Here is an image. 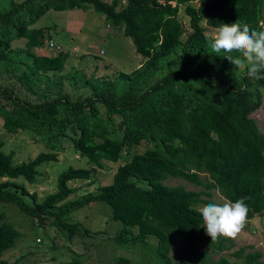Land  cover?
<instances>
[{"label": "trees", "instance_id": "obj_1", "mask_svg": "<svg viewBox=\"0 0 264 264\" xmlns=\"http://www.w3.org/2000/svg\"><path fill=\"white\" fill-rule=\"evenodd\" d=\"M87 6L129 36L143 59L112 78L83 77L88 90L72 95L65 85L73 72L62 73L68 52L37 53L34 46L44 41L48 26L30 25L49 8ZM203 19L213 28L239 20L264 31V0H10L0 10V73L8 78L0 82L2 126L29 131L50 148L14 162L0 140V199L15 202L40 223L51 218L68 238L89 229L66 214L91 201L106 202L111 218L122 222L118 241L153 235L159 264H205L209 247L230 248L233 239L212 242L206 235L199 209L217 203L209 190L216 187L231 202L247 197V217L264 212V131L253 115L262 102L264 78L237 71L225 57L237 53L212 52ZM15 37H25V44L13 46ZM63 139L90 166L67 165L56 188L37 200L36 191L17 178L33 182L39 164L58 159L55 143ZM142 140L152 145L120 162L110 182L68 198L75 190L69 180L91 177L102 159L117 161ZM168 175L205 189L166 184ZM18 233L0 211V264H15L2 253ZM177 241L190 247V257L172 260L169 250ZM246 247L233 250L239 260L220 255L211 264H264L260 250ZM114 264L131 259L119 255Z\"/></svg>", "mask_w": 264, "mask_h": 264}, {"label": "rangeland", "instance_id": "obj_2", "mask_svg": "<svg viewBox=\"0 0 264 264\" xmlns=\"http://www.w3.org/2000/svg\"><path fill=\"white\" fill-rule=\"evenodd\" d=\"M9 1L0 0V10L6 8ZM121 2L125 3V0H121ZM179 15L187 27V16L182 11L179 12ZM104 20L106 19L101 17V13L91 6L49 8L30 25L48 26L43 36L44 41L41 45L34 46L37 53L54 54L57 52L58 49L55 46L50 47L45 42L49 38L60 45V49L68 51L62 73L73 72L65 85L72 95L88 90L82 84L83 77L91 76L90 79L94 77L112 78L119 70L127 72L132 70L140 63V59H143L142 55L135 50L131 38L125 35L121 29L112 27L108 22L105 27ZM202 24L206 26L207 33L214 35L215 28L207 25L204 19ZM11 44L23 46L25 37H15ZM7 80L6 75L1 72L0 82L6 83ZM261 90L262 102L253 115L264 131V88ZM116 119L118 120L119 117L117 116ZM32 136L29 131H7L2 126V117L0 116L2 148L13 153L14 162L27 160L38 151L50 148L43 138L35 139ZM151 145V141L142 140L131 149H124L117 161L102 159L101 165L96 166L91 177L69 180V184L74 186L75 190L68 198H76L81 193L96 190L99 185L110 182L112 174L120 162L126 160L133 151H142ZM55 147L58 151V159L39 164L37 166L38 174L33 182L23 177L17 178L18 181L26 185L29 191H36L37 200L56 188L58 173L67 165L90 166L86 157L80 156L68 140L56 141ZM200 174L203 180L208 178L206 171L200 172ZM163 182L169 185L183 184L189 189H205L202 184L180 176L168 175ZM209 190L211 197L218 204L228 200L218 188L210 187ZM24 197L30 202L33 201L29 195H24ZM0 211L19 232L14 243L2 253L3 258L14 260L15 264H65L67 262L72 264H114L116 256L119 255L129 257L131 264H159L156 255L157 239L153 235H148L141 242L118 241V232L122 222L111 218V209L106 202L91 201L66 214L65 219L77 221L82 227L85 226L89 229L88 232L73 234L70 238L51 221V218L40 223L36 217L21 210L15 202L0 199ZM131 230L136 232L134 228ZM233 241L232 246L228 249L216 250L209 247L211 259L205 264H211L220 255H227L230 259L239 260L240 258L233 255L232 252L240 245H246V250H260L261 258L264 260V212L254 213L251 217H247L246 226ZM169 255L172 260L186 259L190 257V247L177 241L171 246Z\"/></svg>", "mask_w": 264, "mask_h": 264}, {"label": "clouds", "instance_id": "obj_3", "mask_svg": "<svg viewBox=\"0 0 264 264\" xmlns=\"http://www.w3.org/2000/svg\"><path fill=\"white\" fill-rule=\"evenodd\" d=\"M208 46L214 53H237L226 55L228 61L251 79L264 78V31L250 28L239 20L229 24L220 23L211 37L206 36ZM247 197L234 203H209L199 209L206 235L216 242L220 237L235 239L246 226L248 216Z\"/></svg>", "mask_w": 264, "mask_h": 264}, {"label": "built area", "instance_id": "obj_4", "mask_svg": "<svg viewBox=\"0 0 264 264\" xmlns=\"http://www.w3.org/2000/svg\"><path fill=\"white\" fill-rule=\"evenodd\" d=\"M45 42H47L48 45H49L50 47L55 46L58 50L60 49V45L56 44V43L52 40V38H49V39H48L47 41H45ZM55 47H54V48H55Z\"/></svg>", "mask_w": 264, "mask_h": 264}, {"label": "crops", "instance_id": "obj_5", "mask_svg": "<svg viewBox=\"0 0 264 264\" xmlns=\"http://www.w3.org/2000/svg\"><path fill=\"white\" fill-rule=\"evenodd\" d=\"M101 17H102V18H104V16H103V15H101ZM104 19H105V18H104ZM104 22H105V27H107V26H106V24H107V21H106V20H104ZM108 27H111V26H108ZM100 49H101V48H100ZM100 49H99V51H100ZM65 51H66V50H65ZM67 52H68V51H67ZM142 58H143V57H142ZM141 61H142V59H140V61H139V62H141ZM139 64H140V63H138V65H139ZM138 65H137V66H138Z\"/></svg>", "mask_w": 264, "mask_h": 264}]
</instances>
